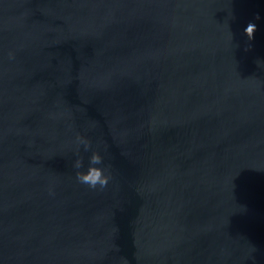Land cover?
<instances>
[{
	"label": "water",
	"instance_id": "water-1",
	"mask_svg": "<svg viewBox=\"0 0 264 264\" xmlns=\"http://www.w3.org/2000/svg\"><path fill=\"white\" fill-rule=\"evenodd\" d=\"M0 264H264V0H0Z\"/></svg>",
	"mask_w": 264,
	"mask_h": 264
},
{
	"label": "clouds",
	"instance_id": "clouds-1",
	"mask_svg": "<svg viewBox=\"0 0 264 264\" xmlns=\"http://www.w3.org/2000/svg\"><path fill=\"white\" fill-rule=\"evenodd\" d=\"M254 20H259V14L254 15ZM257 30V25L249 21L247 26L243 29L244 34L247 36V39L251 41L254 38V33ZM230 33V37H231ZM250 47V45H249ZM14 56L12 53H9V59H13ZM78 143H82L84 150L88 151L91 147L90 141L79 138ZM83 157L77 156L74 161V168L77 169L75 172L76 180L82 184L86 185L90 189H104L108 186L110 175L106 172V167L104 164V158L96 151H91V154L88 157V165L86 170H80L83 168ZM103 165V166H102Z\"/></svg>",
	"mask_w": 264,
	"mask_h": 264
}]
</instances>
